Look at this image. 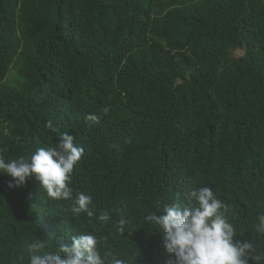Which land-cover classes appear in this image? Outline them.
Here are the masks:
<instances>
[{
  "label": "trees",
  "instance_id": "trees-1",
  "mask_svg": "<svg viewBox=\"0 0 264 264\" xmlns=\"http://www.w3.org/2000/svg\"><path fill=\"white\" fill-rule=\"evenodd\" d=\"M63 133L84 149L72 199L48 197L35 174L9 188L0 169V264H30L36 239L55 252L86 233L102 257L167 264L144 218L205 186L234 240L264 252V0H0V154L30 158ZM81 192L93 217L71 213Z\"/></svg>",
  "mask_w": 264,
  "mask_h": 264
},
{
  "label": "clouds",
  "instance_id": "clouds-1",
  "mask_svg": "<svg viewBox=\"0 0 264 264\" xmlns=\"http://www.w3.org/2000/svg\"><path fill=\"white\" fill-rule=\"evenodd\" d=\"M109 110L106 106L102 113L107 115ZM86 119L92 123L100 122V117L95 114L88 115ZM46 127L53 129L52 122L48 121ZM74 139L73 135L63 133L57 146L38 148L30 158L20 156L8 163L0 154V169L12 177L8 187H24L35 174L48 197L53 200L72 199L73 189L69 186L71 175L84 155V149L76 146ZM185 195L187 206L169 204L164 207L165 215L152 212L144 218L164 233L166 251L174 254V257L169 256L167 264H249V260L260 264L264 261V252L257 253L251 241L234 240L237 230L225 214L228 206L216 197L210 187L193 189ZM90 205L92 197L81 192L70 210L74 217L81 213L93 217L95 209ZM99 219L107 221L109 215L103 212ZM129 223L122 211L117 229L121 235ZM255 229L264 234V214L258 217ZM239 236L243 237L244 234ZM71 239V245L62 242L55 252H43L47 243L44 240L29 242L26 250L30 264H128L111 251L102 257L97 249L100 241L91 233L72 236Z\"/></svg>",
  "mask_w": 264,
  "mask_h": 264
},
{
  "label": "rangeland",
  "instance_id": "rangeland-1",
  "mask_svg": "<svg viewBox=\"0 0 264 264\" xmlns=\"http://www.w3.org/2000/svg\"><path fill=\"white\" fill-rule=\"evenodd\" d=\"M238 54L242 53V51H237Z\"/></svg>",
  "mask_w": 264,
  "mask_h": 264
}]
</instances>
